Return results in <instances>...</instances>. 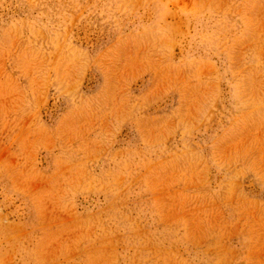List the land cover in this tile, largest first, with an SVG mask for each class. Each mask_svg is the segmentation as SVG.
Returning <instances> with one entry per match:
<instances>
[{
    "label": "rangeland",
    "instance_id": "obj_1",
    "mask_svg": "<svg viewBox=\"0 0 264 264\" xmlns=\"http://www.w3.org/2000/svg\"><path fill=\"white\" fill-rule=\"evenodd\" d=\"M0 264H264V0H0Z\"/></svg>",
    "mask_w": 264,
    "mask_h": 264
}]
</instances>
